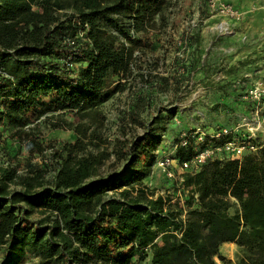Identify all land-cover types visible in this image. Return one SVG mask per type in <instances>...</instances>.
Listing matches in <instances>:
<instances>
[{"label": "trees", "instance_id": "1", "mask_svg": "<svg viewBox=\"0 0 264 264\" xmlns=\"http://www.w3.org/2000/svg\"><path fill=\"white\" fill-rule=\"evenodd\" d=\"M206 2L197 28L183 40L193 48L192 61L178 68L179 76L190 78L198 67L201 23L212 16ZM164 6L165 0H0V136L10 130L21 135L26 126L70 113L86 138L90 125L104 118L100 107L124 89L137 65L134 50L147 47L137 35ZM142 67L139 76L145 79ZM151 78L124 114L143 134L116 140L119 172L100 176L105 158L84 152L78 139L26 173L0 164V264L29 258L34 264H264V147L242 163L215 159L187 173L184 187L190 192L182 194L179 210L169 198H149L146 181L155 150L166 140V122L181 117L172 108L165 115L158 110L150 121L140 119L150 109L155 86L170 80ZM247 80L232 77L218 85L230 103L218 104L226 113L236 117L252 109L242 98ZM235 117L204 131L231 128ZM83 120L92 124L81 131ZM194 130L185 128L167 142ZM27 137L29 154L42 155L44 144ZM89 140L99 146L96 128ZM173 156L189 160L193 148H178ZM224 244L242 251L237 263L221 253Z\"/></svg>", "mask_w": 264, "mask_h": 264}, {"label": "rangeland", "instance_id": "2", "mask_svg": "<svg viewBox=\"0 0 264 264\" xmlns=\"http://www.w3.org/2000/svg\"><path fill=\"white\" fill-rule=\"evenodd\" d=\"M204 1L165 0L162 15H157L150 27L146 28L147 31L137 35L147 40V47L135 49L133 54L136 64L143 66L141 72L145 74V79L139 76L140 69L136 65L132 73L127 76L128 79L124 80L126 81L124 89L100 107L99 110L104 118L100 124L90 125L85 133L86 138L76 131L79 126L73 114H61L54 117L50 123L41 122L26 126L22 131L25 133L21 135L15 134L13 130L3 133L0 136V164L4 166L11 164L17 167L20 174L26 173L32 166L42 167L51 160L53 150L62 145H73L78 139L82 143L84 152L102 153V157L105 158L98 170L100 176L119 172L122 164L115 162L113 154L116 140L123 139L124 135L133 137L143 134V129L133 125L127 114L126 117L124 114L127 113L128 105L136 95V90L146 88L149 82L154 80L151 75L169 77L170 80L165 87L155 86L150 109L144 111L140 119L150 121L158 110L165 115L166 110L172 108H176L181 115L166 122L164 130L166 140L156 150L165 151L163 144L167 139L176 138L185 128L200 127L209 131L211 127L217 128L218 125L230 123V119L235 116L226 113L228 108L218 105L227 102L218 85L225 84L232 77L248 79L247 85L255 79L264 80V0H221L238 10L241 14L240 20L216 12L213 14L206 2L208 14L212 16L201 23L198 67L190 78H186L185 75L180 77L178 68L192 61L193 49L185 46L183 40L200 23V10L203 9ZM60 12L69 13L70 10ZM148 72H151L150 76ZM177 77L182 79L178 80ZM177 80L180 83H177ZM227 104L230 105L229 102ZM80 122V126H85L81 131L92 124L90 120ZM57 124L59 128L56 129L53 125ZM93 128H96L99 136V146H94L96 142L93 140L88 141ZM30 135L44 144L42 155L29 154L26 143L27 136ZM151 172V178L146 181L149 186L166 184L155 167ZM47 175L49 178L54 176L51 171ZM177 202H172L171 205L179 210L183 203L179 201L180 205L176 204ZM36 217L38 216L34 214L33 218ZM220 250L232 263H237L242 255V251L234 244H224ZM35 262L34 258H29L21 264Z\"/></svg>", "mask_w": 264, "mask_h": 264}, {"label": "built area", "instance_id": "3", "mask_svg": "<svg viewBox=\"0 0 264 264\" xmlns=\"http://www.w3.org/2000/svg\"><path fill=\"white\" fill-rule=\"evenodd\" d=\"M208 8L213 14L216 12L235 20H240L241 17L231 4L221 0H208ZM243 85L245 92L242 98L253 106L248 114H237L231 128L223 127L217 132H206L197 127L194 131L182 133L176 142H166L169 146L167 150L155 151V169L166 184L154 187L146 184L150 199L161 197L164 200L169 198L170 203L176 200L182 202V194L190 192V189L186 190L184 187L187 173L197 172L206 162L215 159H238L242 163L247 154L264 147V80L255 79L248 85ZM188 146L193 148V157L181 162L175 159L173 155L176 149ZM193 196L195 200L198 199L197 194ZM184 218L183 215L182 219Z\"/></svg>", "mask_w": 264, "mask_h": 264}]
</instances>
